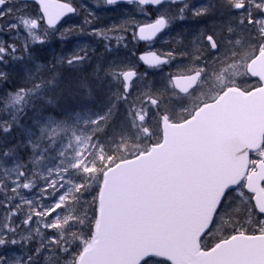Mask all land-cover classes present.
<instances>
[{"label": "snow or ice", "instance_id": "obj_1", "mask_svg": "<svg viewBox=\"0 0 264 264\" xmlns=\"http://www.w3.org/2000/svg\"><path fill=\"white\" fill-rule=\"evenodd\" d=\"M101 4L0 0V264H264V0Z\"/></svg>", "mask_w": 264, "mask_h": 264}, {"label": "rangeland", "instance_id": "obj_2", "mask_svg": "<svg viewBox=\"0 0 264 264\" xmlns=\"http://www.w3.org/2000/svg\"><path fill=\"white\" fill-rule=\"evenodd\" d=\"M79 5L80 4H87L88 7L93 10L94 12H96V15L99 17L98 21H96V26L100 27V28H108L111 27L113 24H119L122 22V17H118L117 13H113L110 11H105L104 10V6L101 4V7H97V1L96 2H92V3H86V2H81L79 0ZM127 10V9H125ZM85 19V15L82 11V9L79 8V12L78 15L76 17L73 18V20L69 21L68 23H66L64 25V27H69V26H80L83 24V21ZM139 22L141 23H146V22H150V20H148L145 17H137L136 18ZM191 26L190 24H186L184 25L185 30ZM177 31H180V29H177ZM131 32V29H129V33ZM173 35H175V33H173ZM129 41H131V43H129ZM159 41V40H157ZM157 41L154 44H148L146 47L145 46H141V44L139 43L138 40L132 41V37L130 34H127V39L125 40V43L128 44V48L132 50V52L135 53V56H130L128 53V49H121L120 55L121 57L124 56H128L130 60H132L134 63H139L138 60V52H140V50H143L145 48H151L152 50H155L157 52H159L162 49L163 46V42L159 41V43L157 44ZM83 44H88L91 45V47L96 48L97 53H102L103 52V46L102 43L95 37H89V36H80V35H71L69 36L68 40L66 42H64L63 44H61L60 42H54V44L52 45V48L49 50L50 54H54V55H59L61 53H63L65 50L71 51L75 48H77L78 46H81ZM143 48V49H142Z\"/></svg>", "mask_w": 264, "mask_h": 264}, {"label": "flooded vegetation", "instance_id": "obj_3", "mask_svg": "<svg viewBox=\"0 0 264 264\" xmlns=\"http://www.w3.org/2000/svg\"><path fill=\"white\" fill-rule=\"evenodd\" d=\"M65 2H71L73 4V6L77 7V14L75 16H71V17H67L61 24H63V26L68 23L69 21L73 20L74 17H76L78 15L79 12V0H63ZM81 2H86V3H92V2H96L97 0H80ZM66 21V23H65ZM157 41V40H156ZM159 43V41H157V44ZM143 67V66H142ZM141 66L139 67L140 71L144 70V67L142 68Z\"/></svg>", "mask_w": 264, "mask_h": 264}, {"label": "water", "instance_id": "obj_4", "mask_svg": "<svg viewBox=\"0 0 264 264\" xmlns=\"http://www.w3.org/2000/svg\"><path fill=\"white\" fill-rule=\"evenodd\" d=\"M61 2H63V1H61ZM64 3H65V2H64ZM68 15H71V14H68ZM68 15H67V16H68ZM67 16H65V17H67ZM65 17H64V18H65ZM142 41H144V40H142ZM145 42H152V41H145ZM142 54H144V53H142ZM142 54H140V55H142ZM140 55H139V56H140Z\"/></svg>", "mask_w": 264, "mask_h": 264}]
</instances>
